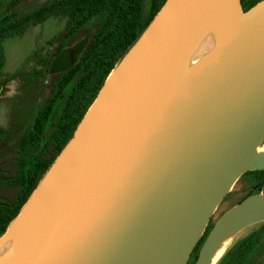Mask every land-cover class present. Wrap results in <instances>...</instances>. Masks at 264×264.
Returning a JSON list of instances; mask_svg holds the SVG:
<instances>
[{"label":"water","instance_id":"95a60500","mask_svg":"<svg viewBox=\"0 0 264 264\" xmlns=\"http://www.w3.org/2000/svg\"><path fill=\"white\" fill-rule=\"evenodd\" d=\"M211 9L221 39L192 64ZM263 143L264 0H166L0 238L16 224L3 264H188L237 181L264 171ZM261 222L264 195L246 198L195 264Z\"/></svg>","mask_w":264,"mask_h":264},{"label":"rangeland","instance_id":"374dc122","mask_svg":"<svg viewBox=\"0 0 264 264\" xmlns=\"http://www.w3.org/2000/svg\"><path fill=\"white\" fill-rule=\"evenodd\" d=\"M53 1L20 0L3 5L0 13L10 10L27 14ZM103 21L104 16L96 13L79 30L70 32L69 16L59 12L0 41V202L16 191L13 178L18 162L7 158L23 145L36 117L50 103L54 107L44 125L42 140L63 131L64 110L73 87L83 76L75 68ZM206 52L199 45L193 56H205ZM259 152L264 153V143ZM263 193L264 171L244 174L219 205L208 228L212 229L225 212L246 198ZM10 251L5 248L0 252V264ZM197 259L198 254H192L188 264H195ZM215 264H264V222L235 234Z\"/></svg>","mask_w":264,"mask_h":264},{"label":"trees","instance_id":"16d2710c","mask_svg":"<svg viewBox=\"0 0 264 264\" xmlns=\"http://www.w3.org/2000/svg\"><path fill=\"white\" fill-rule=\"evenodd\" d=\"M19 1L0 0V7ZM261 1L263 0H243L245 12ZM165 2L166 0H54L27 14L13 13L10 10L0 13V41L59 12H65L69 16L70 32L79 30L96 13L104 16L102 26L75 68V72H80L83 76L73 87L64 110L63 131L46 141L42 140L44 125L54 107L50 103L36 117L33 129L23 145L7 158L18 162V171L13 178L16 185L14 195L0 202V238L66 148L109 75L151 25ZM1 66L0 61V69ZM210 231L211 228H208L195 249L194 256L199 254Z\"/></svg>","mask_w":264,"mask_h":264},{"label":"bare ground","instance_id":"6f19581e","mask_svg":"<svg viewBox=\"0 0 264 264\" xmlns=\"http://www.w3.org/2000/svg\"><path fill=\"white\" fill-rule=\"evenodd\" d=\"M222 36V19H221V12L218 9H211L206 20V25H205V31L204 34L200 40L201 48L203 50L207 51L206 53L210 52L220 41ZM203 58L202 55L198 56H192V64L198 63L201 59ZM262 150V149H261ZM75 187H71L69 189L67 198L63 204V206L60 208L58 215H62L65 210L69 207L71 198L75 192ZM16 224L14 223L11 227V233L7 239H5L1 244H0V252H2L5 248H14L17 240V229H15ZM236 233H232L226 238H224L218 250L215 252L213 259H212V264H215L220 257L223 254V251L226 249V247L229 245L231 239L235 236Z\"/></svg>","mask_w":264,"mask_h":264},{"label":"crops","instance_id":"0c3cea01","mask_svg":"<svg viewBox=\"0 0 264 264\" xmlns=\"http://www.w3.org/2000/svg\"><path fill=\"white\" fill-rule=\"evenodd\" d=\"M262 195H264V194H262Z\"/></svg>","mask_w":264,"mask_h":264}]
</instances>
